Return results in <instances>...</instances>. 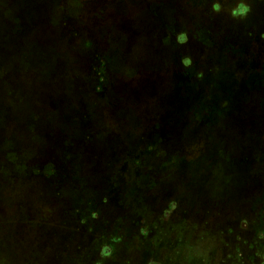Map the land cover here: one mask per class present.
<instances>
[{
  "label": "rangeland",
  "instance_id": "374dc122",
  "mask_svg": "<svg viewBox=\"0 0 264 264\" xmlns=\"http://www.w3.org/2000/svg\"><path fill=\"white\" fill-rule=\"evenodd\" d=\"M0 264H264V0H0Z\"/></svg>",
  "mask_w": 264,
  "mask_h": 264
},
{
  "label": "trees",
  "instance_id": "16d2710c",
  "mask_svg": "<svg viewBox=\"0 0 264 264\" xmlns=\"http://www.w3.org/2000/svg\"><path fill=\"white\" fill-rule=\"evenodd\" d=\"M111 102H112V100H111V101L109 100V102H108V103H111ZM113 102H114V101H113ZM112 105H114V103H113Z\"/></svg>",
  "mask_w": 264,
  "mask_h": 264
},
{
  "label": "clouds",
  "instance_id": "9594fccd",
  "mask_svg": "<svg viewBox=\"0 0 264 264\" xmlns=\"http://www.w3.org/2000/svg\"><path fill=\"white\" fill-rule=\"evenodd\" d=\"M241 11H243V9H241Z\"/></svg>",
  "mask_w": 264,
  "mask_h": 264
}]
</instances>
